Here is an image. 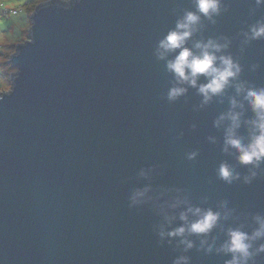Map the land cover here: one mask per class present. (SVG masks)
<instances>
[{
    "label": "water",
    "instance_id": "1",
    "mask_svg": "<svg viewBox=\"0 0 264 264\" xmlns=\"http://www.w3.org/2000/svg\"><path fill=\"white\" fill-rule=\"evenodd\" d=\"M60 1L31 13L0 94V264H229L230 230L252 237L264 222V160L242 164L226 144L230 112L244 145L256 134L244 97L264 88V37L251 35L264 2L220 0L208 17L196 0ZM189 11L200 20L184 46L227 44L216 55L241 67L206 103V76L180 84L167 67L181 49L157 54ZM174 86L186 92L170 100ZM190 207L218 212L216 225L168 235L198 219ZM249 243L246 264H264V235Z\"/></svg>",
    "mask_w": 264,
    "mask_h": 264
},
{
    "label": "clouds",
    "instance_id": "2",
    "mask_svg": "<svg viewBox=\"0 0 264 264\" xmlns=\"http://www.w3.org/2000/svg\"><path fill=\"white\" fill-rule=\"evenodd\" d=\"M261 2H264V0H257L258 4ZM196 5L198 13L211 17L212 14L219 12L220 0H196ZM199 20L200 15L191 11L187 12L182 20L177 21L176 28L169 31L159 42L157 54L160 58H164L168 52L178 48L181 49L173 60L168 61L167 67L175 74L180 84L186 82L195 87L198 77L200 75L206 76L208 82L201 84L198 88L206 103L213 95H219L223 92L230 81L240 73L241 67L231 56L221 55L218 57L216 55L222 48L227 47V44L222 45L211 39L206 43L197 42L195 47L200 49L199 53H194L191 49L184 46ZM251 35L253 39L264 37V24L254 26L251 30ZM217 61H219V64H217ZM241 90L242 86H238L237 91ZM185 92L186 88L174 86L169 90L168 98L174 100ZM244 98L256 114V119L251 122L256 134L252 136L248 145H244L241 139L235 136L234 132V129L239 127L240 113L230 112L228 118L232 124L227 131L226 144L238 150V159L242 164H258L261 160H264V88L259 90L248 89ZM236 104V100L233 99V107ZM220 119H224V116L222 115ZM191 155H194V153ZM219 175L225 181L231 182L238 174H234L233 170L227 165H221ZM248 179V177L245 178L246 181ZM142 194V192L136 193L134 200ZM187 211L197 215L198 219L192 222L187 229L182 225L169 232L168 235L182 236L186 230L197 234L207 233L216 225L219 218V213L210 209L201 213L200 208L190 207ZM180 218L187 220V213L182 212ZM161 234L163 235V233ZM229 235L230 240L226 250L233 253V259L229 264H246L247 259L251 255L249 240L264 235V222L261 223L260 229L252 237L240 230H230ZM185 243L187 247L192 246L191 241H186ZM260 250H264V245H261ZM180 259L186 258L182 257Z\"/></svg>",
    "mask_w": 264,
    "mask_h": 264
},
{
    "label": "rangeland",
    "instance_id": "3",
    "mask_svg": "<svg viewBox=\"0 0 264 264\" xmlns=\"http://www.w3.org/2000/svg\"><path fill=\"white\" fill-rule=\"evenodd\" d=\"M45 1L0 0V94L12 88L10 73L17 72V68L12 66L8 59L12 57V52L17 51V43H24L29 38L30 26L33 22L30 15L36 10L38 3ZM47 1L52 3V0Z\"/></svg>",
    "mask_w": 264,
    "mask_h": 264
}]
</instances>
